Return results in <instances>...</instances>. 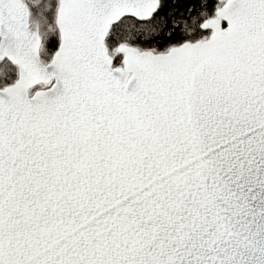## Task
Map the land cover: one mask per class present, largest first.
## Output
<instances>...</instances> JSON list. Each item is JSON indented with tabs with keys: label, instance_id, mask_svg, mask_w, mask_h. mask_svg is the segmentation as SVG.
Wrapping results in <instances>:
<instances>
[{
	"label": "snow or ice",
	"instance_id": "1",
	"mask_svg": "<svg viewBox=\"0 0 264 264\" xmlns=\"http://www.w3.org/2000/svg\"><path fill=\"white\" fill-rule=\"evenodd\" d=\"M0 264H264V0H0Z\"/></svg>",
	"mask_w": 264,
	"mask_h": 264
}]
</instances>
